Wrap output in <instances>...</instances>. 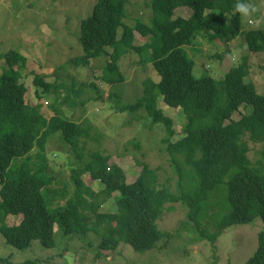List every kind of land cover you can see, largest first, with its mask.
Wrapping results in <instances>:
<instances>
[{
	"label": "trees",
	"instance_id": "trees-1",
	"mask_svg": "<svg viewBox=\"0 0 264 264\" xmlns=\"http://www.w3.org/2000/svg\"><path fill=\"white\" fill-rule=\"evenodd\" d=\"M240 2L151 0L150 23L129 26L124 24L127 0H96L91 15L79 19V42L85 54L70 62L86 66L90 58L108 55L110 62L101 78L109 84L124 81L118 60L124 52L139 49L133 43L134 32L141 36L152 34L145 46L152 48L150 59L160 76V81L152 84L156 93L146 89L145 96L136 103L117 108L119 112L133 113L144 107L152 123L163 124L169 135L174 134L172 120L156 107L158 95L167 106L182 110L186 118L184 136L166 146L190 166L179 195L155 189L156 177L147 164L142 165L136 181L127 183L120 166H107L111 156L86 152V143L80 145L79 137H87V129L57 113L47 118L39 111V104L31 106L25 102L27 90L19 78L26 67V57L14 50L0 54L5 67L0 74V234L7 245L25 250L33 241H39L43 247H52L56 224L64 235L76 234L79 240L93 234L92 230L97 236V232L101 233L98 252L115 250L119 242L144 252L167 236L156 225L166 203H187L189 216L198 221L211 208V193L222 186L225 196L218 203L226 214L218 224L220 233L225 227L247 224L257 218L264 224V172L250 166L249 147L244 141L247 135L252 142L264 143V95L244 81L246 70L241 65L230 68L220 81L211 76H194V61L183 49L204 32L210 39L225 42L243 34L250 52H264L262 27L241 33L236 9ZM181 7L191 10L188 18H174L175 9ZM121 26L123 31L117 38ZM107 48L112 52L108 54ZM33 83L43 92L49 89L42 76H35ZM242 104L250 106L251 111L232 119ZM51 141L53 150L61 147L66 152L67 167L65 163L57 166L69 174V182L48 160L45 152ZM87 172L93 182L101 183L102 192H94L91 185H85L82 178ZM179 175L182 181L183 173ZM227 176L230 177L225 182ZM114 193L117 196L112 198ZM98 197L102 202L115 199L117 211L99 214L100 204H94ZM213 204L217 202L214 200ZM9 215L20 216L19 224L7 226L5 220ZM214 240L211 236L209 242ZM257 244L244 264H264V228L258 233ZM1 262L12 264L8 258H0ZM21 264L36 263L27 260Z\"/></svg>",
	"mask_w": 264,
	"mask_h": 264
},
{
	"label": "rangeland",
	"instance_id": "rangeland-1",
	"mask_svg": "<svg viewBox=\"0 0 264 264\" xmlns=\"http://www.w3.org/2000/svg\"><path fill=\"white\" fill-rule=\"evenodd\" d=\"M150 1L127 0L124 24L134 26L142 22L148 25L152 17ZM244 1L254 11L248 15L239 12L241 33L259 27L264 30V0ZM95 4L96 0H0V54L14 50L26 57L27 64L19 78V83L27 90L25 102L31 106L39 104V111L47 118L57 113L87 129L88 136L79 137L80 145L86 143V152L111 156L107 166H120L127 183L136 181L142 165L147 164L156 177L155 189L179 195L182 186L186 185L190 166L178 154L169 152L166 146L184 136L186 118L182 110L167 106L158 95L156 107L172 120L174 134L169 135L163 124L152 123L144 107L133 113L119 112L117 108L136 103L137 99L145 96L146 89L155 92L152 84L158 83L160 76L150 59L152 48L145 46L150 43L152 34L141 36L134 32L133 43L140 46L139 49L124 52L118 60L123 82L109 84L102 80L104 69L110 62L108 55L90 58L86 66L70 62L85 54L79 42L78 23L79 19L91 15ZM190 13L188 7H181L175 9L174 18H188ZM227 18L229 21L230 15ZM122 31L123 26L117 29V38ZM197 37L183 47L194 61V76H211L220 81L230 68L241 65L246 70L244 81L252 83L258 93L264 95V52H250L243 34L227 42L210 39L204 32ZM118 49L121 50L120 46ZM107 52L109 54L112 50L107 48ZM3 66L4 61L0 60V74L5 71ZM35 76H42L49 85L47 91L43 92L41 87L34 85ZM250 111V106L242 104L232 119L237 120ZM244 141L249 147L250 166L264 172V143L252 142L247 135ZM53 149L51 141L45 152L48 160L54 170L61 172L63 180L69 182V174L57 166L65 163L64 167H67L66 152L61 147ZM67 171L70 173L69 169ZM179 172L183 173L182 181ZM82 179L86 186L91 185L94 192L103 191L101 183L93 182L88 172ZM224 189L222 186L211 193L208 202L211 208L198 221L189 216L187 203H166L156 225L167 236L151 250L137 252L119 242L115 250L100 249L98 252V244L103 237L101 233L97 232V236L92 230L93 234L79 240L76 234L64 235L55 224L54 245L49 248L33 241L29 248L18 250L7 245L0 234V258H8L12 264L27 260L36 264H244L254 254L258 233L264 224L257 218L247 224L225 227L220 233L218 224L226 211L219 207L218 201L225 196ZM116 196L114 193L112 198ZM112 198L107 202H102L101 197L95 198V206L100 204L97 207L99 214L117 211ZM214 200L218 207L213 204ZM19 220L9 215L5 223L16 226ZM211 236L214 243L209 242Z\"/></svg>",
	"mask_w": 264,
	"mask_h": 264
},
{
	"label": "clouds",
	"instance_id": "clouds-1",
	"mask_svg": "<svg viewBox=\"0 0 264 264\" xmlns=\"http://www.w3.org/2000/svg\"><path fill=\"white\" fill-rule=\"evenodd\" d=\"M236 9H237V11H239L240 13H242L244 15H248L250 13V11H254V9H252L250 5L242 3V2L237 3Z\"/></svg>",
	"mask_w": 264,
	"mask_h": 264
},
{
	"label": "crops",
	"instance_id": "crops-1",
	"mask_svg": "<svg viewBox=\"0 0 264 264\" xmlns=\"http://www.w3.org/2000/svg\"><path fill=\"white\" fill-rule=\"evenodd\" d=\"M10 216H13V215H10ZM16 218L18 217V218H20V216H15ZM14 218V217H13ZM15 219V218H14ZM10 220H12V219H10ZM19 222H20V220H19Z\"/></svg>",
	"mask_w": 264,
	"mask_h": 264
}]
</instances>
